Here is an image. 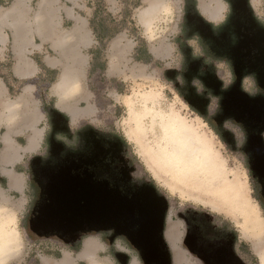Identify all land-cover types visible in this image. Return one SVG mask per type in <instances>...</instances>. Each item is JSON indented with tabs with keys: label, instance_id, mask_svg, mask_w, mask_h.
<instances>
[{
	"label": "water",
	"instance_id": "water-1",
	"mask_svg": "<svg viewBox=\"0 0 264 264\" xmlns=\"http://www.w3.org/2000/svg\"><path fill=\"white\" fill-rule=\"evenodd\" d=\"M227 2L230 13L217 29L198 12L194 0H185L183 17L185 36L196 34L210 55L230 62L232 84L224 89L214 71L199 73L201 60L193 58L191 48L185 47L181 76L187 86L181 93L183 100L203 116L209 98L197 94L191 81L198 79L211 95L219 97L218 110L210 122L226 142L232 136L227 138L228 132L221 131L225 120L243 129L241 150L264 194V26L249 0ZM176 73L165 72L171 79ZM245 76L254 78L256 94L243 90ZM47 111L51 124L47 155L36 156L29 164L35 197L25 220L28 236L72 245L83 235L106 233L108 244L115 238L124 239L142 264H174L165 239L168 201L154 184L133 180L123 141L86 126L77 133L76 146L70 148L56 138L58 133L70 134L69 117L55 106ZM121 186L127 189L122 192ZM263 194L260 198L264 204ZM114 256L118 264H130L127 253L119 251ZM214 258V264H245L234 252L228 256L216 250Z\"/></svg>",
	"mask_w": 264,
	"mask_h": 264
},
{
	"label": "rangeland",
	"instance_id": "rangeland-1",
	"mask_svg": "<svg viewBox=\"0 0 264 264\" xmlns=\"http://www.w3.org/2000/svg\"><path fill=\"white\" fill-rule=\"evenodd\" d=\"M115 1L117 3V5H114L115 8L109 4L110 7H108V10L116 19H120L123 6L119 1ZM21 2L27 3V7H29V11H31L32 15L39 12L42 15L52 17L53 10L57 20L60 19L61 14L63 16H68V14L72 11L77 14L87 15L86 0H37L33 6L29 5L31 0H22L20 3ZM184 6V0H165L162 13H160L158 17L153 18L148 27L141 26L135 16L138 14L139 8L132 11L131 18L134 22L133 24L128 22L127 25L128 27H132L134 25L136 27V33L131 32L128 29H124L122 31H126L128 34V40L133 39L137 45L140 41L145 42L144 36L150 38L153 61L150 63L135 61L128 48L124 49L122 44L120 47H117L116 44L110 43L113 38L112 37L108 42H106L102 53L101 60L105 63L104 72L97 69L92 75H89V67L82 69V72L77 78V92L80 94L78 93L73 100L69 101L79 110L84 109L87 106V103H89L94 109V112L91 116H85L79 120H73L70 113L66 111V114L70 119L69 128L72 131L74 129H81L85 126H92L95 129L103 127L108 128L109 130L114 129L125 135L128 142V147L125 145V157H127L130 162L129 165L134 167L133 177L141 179V181H147L154 184L157 191L159 190L162 192L160 193L158 191L167 199L168 209L165 232L171 222L178 223L180 239H177V245L178 241H180V244L182 245L181 240L183 235L180 214L182 215L186 208H195L199 211L206 212L210 216H214L230 228L236 229L238 244L240 249H243V253L248 259L249 264H259L257 257L253 254L250 242L241 235L236 226L239 222H241V217L239 215L234 216L235 218H233L228 215L226 210L215 209L208 204L203 203L201 199L196 197V195H188L187 193L182 194L180 189L174 187L169 179L158 171L157 166L152 162L149 156H147L148 151L155 147L154 140L161 136L159 126L160 122L156 115H168L171 112H175L182 119L193 123V125H195L194 127L198 129L197 132L202 134L206 141L213 147L216 156L221 160L226 169L227 179L230 178L231 180L234 175H239L244 187L248 191L249 197L256 203L259 213L264 220V210L257 196L256 182H254L250 174L246 156L241 150L243 144L238 148L233 136L234 133L228 129L231 128L233 130L236 125L230 120H225L223 122L221 131L228 132L227 138L232 136L228 142L223 140L220 131H218V129L210 122V119L215 115L218 109L210 116V118L207 117L208 102L206 105V115L203 116L199 114L183 100L181 90L185 91L186 88L180 86V90L177 89L176 85L179 84V80L176 77V74L174 76L175 80L167 77L165 74L168 70H175L178 72L182 64H185V56L183 53V49L185 47L191 48L192 57L195 59H197L194 55L196 48L199 50L201 49L197 39L198 36L196 34L188 37L185 36L183 17ZM117 12H119L118 15ZM182 21L184 29L183 34L180 32ZM63 24L65 27L64 29L70 30L72 27V21L69 19H65ZM5 33L10 35V31L8 29L5 30ZM123 43H125V41ZM3 51L4 53L2 54L1 52ZM7 53V49L3 48L2 51L0 50V57L10 61L11 58ZM124 53L125 55L123 56ZM155 61H157V64H155ZM111 63H113L112 69H110ZM212 71H214L217 78L221 80L222 84L223 79H228L229 70L225 69L222 65H219L218 68H214ZM20 84L24 85V87L28 85L30 88L35 89L39 99H47L46 90L49 87V77L33 78L27 82H20ZM250 84L251 82L249 77H243L242 88L244 91L249 89L247 86ZM17 87H19L18 82L16 83L15 90L18 89ZM254 89L255 86L253 84L250 91H253ZM213 97L216 98V96ZM58 101L59 99L56 97L55 103L59 107ZM49 103L50 101L48 100L47 106ZM49 107L50 106L46 108ZM62 108L66 109L65 107ZM131 111L136 114L145 113L141 122L143 125L142 130L134 127L136 122L135 120H132ZM147 111H150V113H147ZM45 115L46 118L43 120L42 126L48 128V115L47 113ZM152 116H154L153 123ZM236 132H238V130ZM42 155L43 154L37 156ZM35 157L36 156H33L31 160ZM151 179L153 181H151ZM0 187H2L0 192V206H3L5 209L12 210L11 212L21 239V249L20 252H18L19 255L17 256V253V257L14 256V259L9 258L7 262L5 261V264H40L38 255H50L49 252L51 251L56 254L55 257L59 258L61 251L67 250L71 252V255L75 258L77 251L81 248V243L88 237L98 238L106 248L105 251L100 252L101 258L108 257L110 261H115V263L118 264L114 254L116 252H124L123 250H126L125 253L129 255L130 260L135 258L138 261V264H142L137 253L130 247L128 248V244L126 242L127 246L114 239L111 244H108L105 240L107 237L106 233L83 235L72 245L55 239L32 240L26 232L25 220L35 197L33 192L30 196L26 193L24 196L17 193L9 194L3 177H0ZM198 189L203 193V195H206L201 188ZM193 194L197 193L194 192ZM244 234L250 235L254 242L260 244L257 237L252 235L250 232H246ZM106 244L109 245V248ZM114 244H116V246ZM129 249H131V251H129ZM179 250H182L180 246ZM256 250L260 254L259 247L256 248ZM172 254L174 260L175 257L173 251ZM194 261L195 260H193L191 264H193ZM79 264H83V262L80 261Z\"/></svg>",
	"mask_w": 264,
	"mask_h": 264
},
{
	"label": "crops",
	"instance_id": "crops-1",
	"mask_svg": "<svg viewBox=\"0 0 264 264\" xmlns=\"http://www.w3.org/2000/svg\"><path fill=\"white\" fill-rule=\"evenodd\" d=\"M20 1L22 0H13L10 3L11 5L9 4L10 6L0 5V50L2 51L3 48L7 49V54H9L11 58V60L8 61L0 57V62L3 60L9 62V64L5 68L2 67L0 71L3 73L8 72L13 78L15 86L17 82L19 83V92L11 97L9 89L0 74V177L5 179L9 194L17 193L24 196L26 193L30 196L33 191L29 184V162L33 156L44 154L46 151L44 138L47 128L42 126L43 120L46 118V107L55 106L65 114L67 113L66 111H68L73 120L91 116L94 112V109L89 103H87L84 109L79 110L74 104H68V102L73 100L79 93L77 92L78 75L85 67H89L90 69L89 64L91 65L92 55L89 51L97 45V41L95 40L89 22L93 11L92 8L87 6L89 0H86L87 15L77 14L74 11L70 12L68 16H63L60 13V19L58 20L53 10L52 17L42 15L39 12L32 15L31 11H29V7H27V3H20ZM117 1L122 5L120 0ZM160 1L163 7L157 9L158 11L155 10L156 12L150 17L156 18L162 13L165 0ZM194 1L198 12L210 22L212 26L223 23L227 18V0ZM249 1L255 16L264 26V0ZM103 2L107 10L108 7H110L109 4L114 8V5H117L115 0H103ZM140 3L141 4L136 7L139 8V10L138 14L135 16L141 26L146 27L142 22L141 14L145 9H148L150 0H140ZM34 4L31 0L29 5L33 6ZM118 14L119 12H117V15ZM65 19L72 21L70 30L64 29L63 22ZM6 29L10 31V35L5 33ZM144 37L148 52L153 57L150 45L151 40L147 36ZM124 41L125 43H123ZM110 43L116 44L117 47H120L122 44L124 49L128 48L132 56L137 45L133 39L128 40L126 31L118 32L111 39ZM1 53L3 54L4 51ZM201 53V49L199 50L196 48L194 55L198 56ZM124 55L125 53L123 56ZM41 66H44L47 70L57 71L55 80L49 83V87L46 91L47 99H39L35 89L30 88L28 85L24 87V85L20 84V82L22 83L24 80L27 82L33 78L49 77L47 71L42 70ZM112 66L113 63H111L110 69H112ZM66 70L70 71L72 75L71 78L75 81V85L68 86L62 91H59L56 89V82L62 72ZM51 97H58L59 107L56 105L55 101L53 105L47 106V102L48 100L50 101ZM43 102L46 105L45 107L42 105ZM1 190L2 187H0V192ZM228 215L231 216L229 213ZM261 220L263 227V235L261 237L264 239V220L262 216ZM236 226L241 235L250 242L253 254L257 257L258 263L261 264L257 251L258 249L256 250V248H260L261 245L254 242L250 235L244 234L239 224ZM165 237L174 253L175 262L173 260V263L191 264L194 259L186 250H183L184 248L180 244V241H178V245L182 250H179V246L177 245V239H180L177 222L170 223L165 232ZM105 249L106 248L98 238L88 237L81 243V248L77 251L75 258L71 255V252L63 250L59 258L55 257L56 254L51 251L49 252L50 255H38V260L40 264H60V261L64 257H67L69 259V264H79L80 261L88 262V260L90 263L95 261L100 264H117L115 261H110L108 257H100V252L105 251ZM123 251L125 252L126 250ZM18 255L19 253L17 256ZM130 264H138V261L133 258Z\"/></svg>",
	"mask_w": 264,
	"mask_h": 264
},
{
	"label": "bare ground",
	"instance_id": "bare-ground-1",
	"mask_svg": "<svg viewBox=\"0 0 264 264\" xmlns=\"http://www.w3.org/2000/svg\"><path fill=\"white\" fill-rule=\"evenodd\" d=\"M161 7L163 5L160 0H150L148 9L141 14L142 22L148 26L153 19L150 16ZM71 77L69 70L62 72L56 82V89L62 91L75 85ZM144 115L145 113L136 114L131 111L132 120L136 122L134 127L143 129L141 122ZM156 116L159 118L161 136L154 140L155 147L148 151L147 156L182 194L196 195L203 203L215 209L226 210L233 217L239 215L241 222L238 224L242 231L250 232L260 242L259 258L261 264H264L261 216L239 175H234L231 180L227 179L223 163L216 156L213 147L197 132L198 129L193 123L182 119L175 112ZM194 192L197 194H193ZM11 211L0 206V264L14 258L21 249L20 235ZM60 264H69V259L64 257ZM90 264L100 263L93 261Z\"/></svg>",
	"mask_w": 264,
	"mask_h": 264
},
{
	"label": "flooded vegetation",
	"instance_id": "flooded-vegetation-1",
	"mask_svg": "<svg viewBox=\"0 0 264 264\" xmlns=\"http://www.w3.org/2000/svg\"><path fill=\"white\" fill-rule=\"evenodd\" d=\"M229 13H230V6H229ZM228 13V15H229ZM227 15V18H228ZM225 19V21L227 20ZM221 23L223 25L225 23ZM260 23V22H259ZM221 25L218 27H213L214 29L219 28ZM200 48H201V54L198 56H195L197 59L201 60V67L199 70V73H202L205 75L206 72H211L214 68H218L219 65H222L225 69L229 70V75L228 79L225 78L223 79V84L222 88H227L232 80H233V73H232V68L231 64L229 61L222 59V58H215L212 55L209 54L207 51L206 47L203 45V43L200 41V39L197 37ZM186 45V44H185ZM193 53V52H192ZM220 60V61H217ZM220 62V64H219ZM185 65V64H184ZM184 65L179 68L178 72L176 73V77L179 80V84L177 86V89L180 90L181 87H186L187 83L185 80L182 78L181 73L184 70ZM218 72V71H217ZM224 75V74H223ZM249 80L251 82L250 85L247 87L249 89H245L246 92L250 95L256 94L257 93V88L255 86V81L252 76H248ZM219 79V78H218ZM230 80V81H229ZM191 83L195 86V91L197 94L200 95H205L206 97L209 98V103L207 106V117L210 118V116L216 112L219 106V97H213L208 89H206L201 82L194 78ZM255 86V89L253 91H250L251 87ZM46 113L49 118V125H50V131H51V124H50V117L49 113L46 110ZM70 123V122H69ZM234 124V123H233ZM236 125V124H235ZM232 125V126H235ZM86 127V126H85ZM84 128V127H83ZM81 128L80 130H82ZM234 133V139L235 142L238 146V148L244 144L245 141V133L243 129L236 125L235 129L228 128ZM79 130V131H80ZM238 130V132H236ZM71 131V130H70ZM78 131V132H79ZM78 132H73L71 131L70 134L68 133H58L59 136L56 138L63 142L66 146L73 148L76 146L78 142ZM50 133V132H49ZM241 134V135H240ZM49 136V134H48ZM262 136L264 139V132H262ZM48 139V137H47ZM72 139V140H71ZM48 141V140H47ZM47 149H48V144L46 151L44 154L41 156L42 158H45L47 155ZM247 160V158H246ZM126 163L129 165L130 162L126 160ZM132 166V165H131ZM133 172H134V167L132 166V170L130 171V175L132 176L134 181H141V179L133 177ZM254 182L255 179L253 178ZM30 182V181H29ZM31 184V183H29ZM256 184V183H255ZM32 186V185H31ZM122 192H124L127 187L126 186H121L119 187ZM257 188V196L259 199V202L261 203L262 207L264 208V204L261 201L260 195L263 194L261 187L259 184H256ZM32 191L35 196V188L32 186ZM159 191V190H158ZM160 192V191H159ZM162 193V192H160ZM264 196V194H263ZM181 222H182V228H183V235H182V247L189 253V255L195 260L193 264H214L216 263V259L214 258L215 251L217 250H222L228 256L234 252L240 259L245 263L249 264L248 259L245 257L243 253V249H240V246L238 244V235L236 233V229L230 228L228 225L224 224L221 222L219 219L215 218L214 216L208 215L206 212L199 211L195 208H186L184 212L181 215ZM119 242L123 243L124 245L127 246L125 243V240L122 238H115ZM116 246V244H114ZM106 246L109 248V245L106 244ZM129 248V246H127ZM131 251V249H129Z\"/></svg>",
	"mask_w": 264,
	"mask_h": 264
},
{
	"label": "trees",
	"instance_id": "trees-1",
	"mask_svg": "<svg viewBox=\"0 0 264 264\" xmlns=\"http://www.w3.org/2000/svg\"><path fill=\"white\" fill-rule=\"evenodd\" d=\"M13 0H0V5L6 6L9 5ZM36 0H32V3L34 4ZM123 9H122V14L120 19H116L112 16V14L107 10V7L105 6L103 0H89L87 3V6L92 8V15L89 19L90 22V27L93 31V34L95 36V40L97 41V45L89 51V53L92 55V60H91V65L88 74L92 75L95 70L99 69L101 72H104L105 70V63L104 61L102 62V53L105 48L106 42H108L112 37H114L118 32L128 29L131 32L136 33V27L133 25L132 27H128L127 23L129 22L130 24H133V20L131 18V14L133 9L138 7L141 3L140 0H120ZM228 13H229V6H228ZM221 24H218L213 27H218ZM180 32L183 34L184 29H183V21L181 23V30ZM133 58L135 61L138 62H145V63H150L153 61L152 55L148 52V49L146 47L145 42L140 41L138 45L135 47L134 50V55ZM220 61V60H217ZM6 64V65H5ZM9 62L7 60H3L0 62V69L3 67L5 68ZM155 64H157V61H155ZM42 70L47 71V74H49L50 82H53L56 77V70H47L44 68V66H41ZM0 74L6 84V86L9 89V93L11 97L17 94L19 92V87L18 89L15 90L16 86L14 84L13 78L9 75L8 72H2L0 71ZM22 82H26L25 80ZM47 91V90H46ZM55 101L54 97L50 98V103L49 105H53ZM43 107H45V103L43 102ZM49 120V118H48ZM97 130L105 133H110L114 136L119 137L124 144L128 147V142L127 138L123 133H120L119 131H116L114 129L109 130L108 128H103V127H98L96 128ZM80 129H74L72 130L73 132H78ZM50 132V125L48 126L46 130V135L44 138V143H45V148H47V137ZM59 134L57 135V137ZM126 160L127 157H125ZM151 181H153L151 179ZM3 187V185H2ZM264 210V208H263Z\"/></svg>",
	"mask_w": 264,
	"mask_h": 264
},
{
	"label": "clouds",
	"instance_id": "clouds-1",
	"mask_svg": "<svg viewBox=\"0 0 264 264\" xmlns=\"http://www.w3.org/2000/svg\"><path fill=\"white\" fill-rule=\"evenodd\" d=\"M83 264H90V262L84 261Z\"/></svg>",
	"mask_w": 264,
	"mask_h": 264
}]
</instances>
